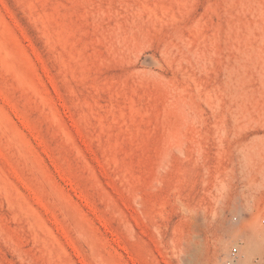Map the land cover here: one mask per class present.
Here are the masks:
<instances>
[{"label":"rangeland","instance_id":"1","mask_svg":"<svg viewBox=\"0 0 264 264\" xmlns=\"http://www.w3.org/2000/svg\"><path fill=\"white\" fill-rule=\"evenodd\" d=\"M233 248L264 264V0H0V264Z\"/></svg>","mask_w":264,"mask_h":264},{"label":"built area","instance_id":"2","mask_svg":"<svg viewBox=\"0 0 264 264\" xmlns=\"http://www.w3.org/2000/svg\"><path fill=\"white\" fill-rule=\"evenodd\" d=\"M237 257V249L233 248L230 252L229 255L227 257V262L226 264H231Z\"/></svg>","mask_w":264,"mask_h":264},{"label":"bare ground","instance_id":"3","mask_svg":"<svg viewBox=\"0 0 264 264\" xmlns=\"http://www.w3.org/2000/svg\"><path fill=\"white\" fill-rule=\"evenodd\" d=\"M250 239H251V238H250ZM250 239H249V243H248V244H249V245H248L249 247H250V245L252 244V239H253V238H252L251 240H250ZM250 248H251V247H250Z\"/></svg>","mask_w":264,"mask_h":264}]
</instances>
